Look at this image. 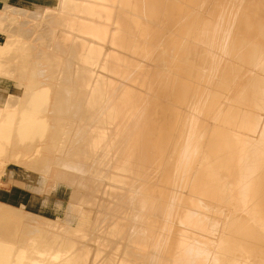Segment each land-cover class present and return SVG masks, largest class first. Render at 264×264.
<instances>
[{
  "label": "bare ground",
  "instance_id": "1",
  "mask_svg": "<svg viewBox=\"0 0 264 264\" xmlns=\"http://www.w3.org/2000/svg\"><path fill=\"white\" fill-rule=\"evenodd\" d=\"M63 3L82 68L60 71L56 180L87 234L68 263L264 264V0Z\"/></svg>",
  "mask_w": 264,
  "mask_h": 264
},
{
  "label": "rangeland",
  "instance_id": "2",
  "mask_svg": "<svg viewBox=\"0 0 264 264\" xmlns=\"http://www.w3.org/2000/svg\"><path fill=\"white\" fill-rule=\"evenodd\" d=\"M63 2L0 0V221L4 224L5 219L4 226L11 228L10 238H14L8 244L16 264H69V245L85 242L82 233L87 238L86 232L76 227L79 191L56 180L59 168L55 161L60 157L61 129L66 121L53 107L60 71L64 65L82 68L78 59L57 48L59 40L68 47L75 38V32L66 30ZM6 22L10 24L6 26ZM91 22L98 24L95 19ZM78 236L80 240H76ZM86 245L92 246V242Z\"/></svg>",
  "mask_w": 264,
  "mask_h": 264
}]
</instances>
